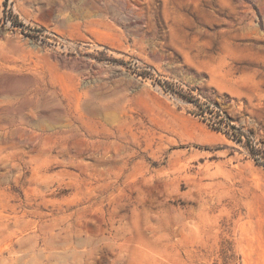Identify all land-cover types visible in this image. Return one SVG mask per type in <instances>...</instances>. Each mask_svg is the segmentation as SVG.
Segmentation results:
<instances>
[{
  "label": "rangeland",
  "instance_id": "obj_1",
  "mask_svg": "<svg viewBox=\"0 0 264 264\" xmlns=\"http://www.w3.org/2000/svg\"><path fill=\"white\" fill-rule=\"evenodd\" d=\"M0 264H264V0H0Z\"/></svg>",
  "mask_w": 264,
  "mask_h": 264
}]
</instances>
